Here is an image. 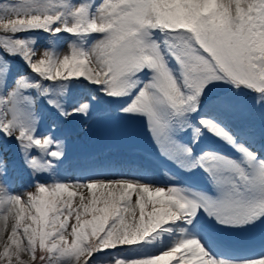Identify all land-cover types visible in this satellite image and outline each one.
<instances>
[{
	"label": "snow or ice",
	"instance_id": "1",
	"mask_svg": "<svg viewBox=\"0 0 264 264\" xmlns=\"http://www.w3.org/2000/svg\"><path fill=\"white\" fill-rule=\"evenodd\" d=\"M33 30L67 32L82 41L91 34L99 38L87 48L69 45L70 54L61 57L36 52L34 39L16 35ZM0 48L20 56L41 80L82 78L101 86L104 95L122 101V114L146 117L162 155L186 172L202 169L215 192L119 179L37 182L33 191L10 194L3 179L8 162L0 147V264H90L96 253L149 241L176 221L190 220L197 229L201 212L222 228L261 230L264 236V129L258 132L249 124L234 134L209 117H200V127L187 119L201 111L217 84L257 94V106L264 102V0H101L94 10L90 3L72 0H5L0 3ZM6 87L7 70L0 64V91ZM30 87L40 89V81L17 77L7 94H0V133L16 139L36 173L52 160L30 155L31 150L60 159L63 140L37 136L27 110L18 120L22 92ZM211 102L225 111L233 105L222 96ZM49 104L65 119L90 115L87 102L70 111L53 100ZM187 128L192 144L206 128L239 158L210 150L194 155L177 139ZM110 264H264V255L218 259L201 240L187 238L156 255L114 257Z\"/></svg>",
	"mask_w": 264,
	"mask_h": 264
},
{
	"label": "rangeland",
	"instance_id": "2",
	"mask_svg": "<svg viewBox=\"0 0 264 264\" xmlns=\"http://www.w3.org/2000/svg\"><path fill=\"white\" fill-rule=\"evenodd\" d=\"M3 2L5 0H0V3ZM100 2L101 0H72L73 4L90 3L93 10ZM16 35L25 40L34 39L35 43L32 47L36 52L49 50L56 53L59 49L61 57L64 54H70L69 45L74 44L87 48L99 38L98 34H91L82 41L79 37L67 32L52 34L42 30ZM157 37L159 38V33ZM166 58L172 69L178 68L172 57L166 56ZM0 64H3V69L7 70V87L0 91V94L6 95L8 89L16 84L17 77H25L33 83L39 80L41 84L40 89L30 87L22 92V109L18 113V120L26 118L24 110H27L31 117L30 123H35L37 136L51 134L54 139L63 140V156L60 159H53L46 152L41 153L37 149L31 150L30 155L38 156L41 160H52L47 170L34 173L32 168L25 163V156L16 139L14 137L8 139L0 133V147L5 149L4 155L8 162L3 179L8 189L13 188L12 194L33 191L32 188L37 182L44 185L53 182L68 183L67 176L70 173L78 177L75 182H88L103 180L102 176H98L103 172L128 171L141 178L107 176L104 180L126 179L163 187L174 184L215 195L202 169L197 168L186 172L176 162L162 155L148 131L146 117L122 114L119 111L122 101L104 95L100 91L101 86L82 78L62 82L41 80L39 76L30 71L20 56L8 55L2 48H0ZM144 78L147 79V75ZM214 96L230 98L233 101L232 107L225 111L211 102ZM23 97L30 99L24 100ZM256 98L257 94L246 89L237 91L229 84H217L211 88L209 98L205 100L201 111L191 114L187 119L194 126L200 127V117H209L234 134L252 124L259 132L264 129V102L261 106H257ZM49 100L55 101L65 111H70L73 107L87 102L90 115L87 117L76 115L65 119L60 115L57 107L49 104ZM128 100L130 97L123 98V101ZM53 125L56 126L55 129ZM177 139L191 146L194 155L210 150L236 158L240 156L206 128L202 129V135L197 144H192L191 128L179 132ZM255 147H259V144ZM132 202H135V193H133ZM168 227L170 231L160 233L159 236L149 241L96 253L90 260V264H110L114 257L128 260L156 255L174 246L178 240L187 238L201 240L207 251L218 259L240 261L264 255L262 254L264 236L260 235L261 230L245 231L222 228L212 217L203 212L199 214L197 229H192L190 220L176 221ZM191 231L193 234H190Z\"/></svg>",
	"mask_w": 264,
	"mask_h": 264
},
{
	"label": "bare ground",
	"instance_id": "3",
	"mask_svg": "<svg viewBox=\"0 0 264 264\" xmlns=\"http://www.w3.org/2000/svg\"><path fill=\"white\" fill-rule=\"evenodd\" d=\"M56 53H59L61 55V51L58 49ZM98 176H102L103 180L107 177V176H122V177H132V179H138L141 178L139 175L133 174V173H128V171H118V172H113V173H105L103 172L102 175H98ZM76 180H78V177L76 175H71V173L67 176V182H75ZM13 188L8 189L9 193L12 194L13 193ZM0 224H3V219L2 217H0ZM190 234H193V231L190 232ZM264 254V250L262 251Z\"/></svg>",
	"mask_w": 264,
	"mask_h": 264
}]
</instances>
